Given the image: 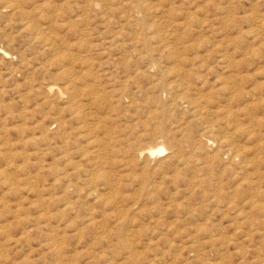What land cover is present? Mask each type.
Returning <instances> with one entry per match:
<instances>
[{
    "label": "rangeland",
    "instance_id": "rangeland-1",
    "mask_svg": "<svg viewBox=\"0 0 264 264\" xmlns=\"http://www.w3.org/2000/svg\"><path fill=\"white\" fill-rule=\"evenodd\" d=\"M0 264H264V0H0Z\"/></svg>",
    "mask_w": 264,
    "mask_h": 264
},
{
    "label": "bare ground",
    "instance_id": "bare-ground-1",
    "mask_svg": "<svg viewBox=\"0 0 264 264\" xmlns=\"http://www.w3.org/2000/svg\"><path fill=\"white\" fill-rule=\"evenodd\" d=\"M148 152H149L151 155H153V156H154V154H158V155H160V154H163V153L165 152V148L162 147V146H157V147H155V148H153V149H148ZM159 157H160V156H159Z\"/></svg>",
    "mask_w": 264,
    "mask_h": 264
}]
</instances>
